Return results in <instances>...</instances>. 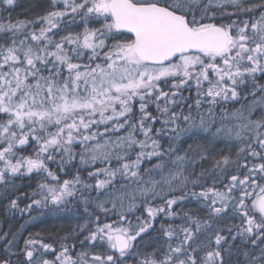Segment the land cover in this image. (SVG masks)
<instances>
[{
	"label": "snow or ice",
	"instance_id": "obj_1",
	"mask_svg": "<svg viewBox=\"0 0 264 264\" xmlns=\"http://www.w3.org/2000/svg\"><path fill=\"white\" fill-rule=\"evenodd\" d=\"M45 4L0 0V210L78 222L0 264H264V0Z\"/></svg>",
	"mask_w": 264,
	"mask_h": 264
},
{
	"label": "trees",
	"instance_id": "obj_2",
	"mask_svg": "<svg viewBox=\"0 0 264 264\" xmlns=\"http://www.w3.org/2000/svg\"><path fill=\"white\" fill-rule=\"evenodd\" d=\"M46 6L45 0H16V6L10 9L13 17H19L21 19L28 17L32 18L38 15ZM187 95V93H185ZM159 127V125H157ZM224 147V145H220ZM25 183H27L25 181ZM36 215V213H33ZM77 210L72 211H53L48 212L41 217V221L32 222L26 224L27 217L23 219L17 213L15 217H12L2 210H0V229L4 231L17 230L21 225L25 226V231L22 235H27L28 232H36L41 230H47L54 234L63 235L65 232L71 231L77 224Z\"/></svg>",
	"mask_w": 264,
	"mask_h": 264
}]
</instances>
